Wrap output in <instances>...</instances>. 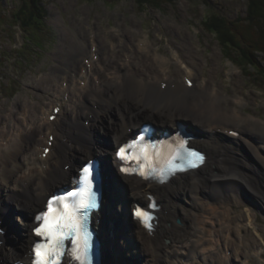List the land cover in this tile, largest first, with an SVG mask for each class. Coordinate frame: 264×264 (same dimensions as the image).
Returning <instances> with one entry per match:
<instances>
[{
  "label": "bare ground",
  "instance_id": "6f19581e",
  "mask_svg": "<svg viewBox=\"0 0 264 264\" xmlns=\"http://www.w3.org/2000/svg\"><path fill=\"white\" fill-rule=\"evenodd\" d=\"M134 33L127 41L128 59L118 53L125 45L115 40L109 41L113 49L109 53L115 54L104 58L96 38L90 47L80 49L65 41L67 46L55 55L57 65L37 80L36 94L45 100L19 96L7 107L9 113L0 109V239L5 241L0 264L29 255L33 241L29 217L92 155L102 158L108 175L104 209L96 221L104 242V264L247 263L228 251L232 246L240 257L235 241L243 244L238 234L247 228L232 221L231 201L248 207L253 224L258 210L264 215V120L242 112V97L224 94L210 80L198 82L189 55L184 60L175 54L177 71L170 73L171 59ZM117 35L124 37L119 29ZM71 49L73 55H66ZM79 58L84 61L79 63ZM74 59L78 61L73 63ZM182 72L186 76L180 77ZM187 75L195 78L192 86L186 85ZM54 104L62 108L51 121ZM110 110L120 118L108 124L114 120ZM180 119L199 132L193 144L207 152L202 167L162 185L113 170L115 148L145 120L160 129ZM234 128L241 132L238 138L230 134ZM49 134L56 137L44 158L40 148ZM259 175L260 183L254 180ZM149 194H155L162 207L154 236L131 219L133 201H149Z\"/></svg>",
  "mask_w": 264,
  "mask_h": 264
},
{
  "label": "rangeland",
  "instance_id": "374dc122",
  "mask_svg": "<svg viewBox=\"0 0 264 264\" xmlns=\"http://www.w3.org/2000/svg\"><path fill=\"white\" fill-rule=\"evenodd\" d=\"M21 2L0 0V109L5 108L7 113L10 111L7 107L12 106L19 96L29 95L33 102L45 100L36 94L39 92L35 88L37 80L49 73L53 65H57L55 55L67 46L65 41L69 45L75 43L80 49L81 46L90 47L92 39L96 38L102 45L104 58L105 55L115 54L109 53L113 50L109 41L115 40L125 45V50L118 53L127 58L129 55L125 53L128 51L129 33L135 30L137 39L147 38L157 47L154 51L171 59L170 73L177 71V55L184 60L189 55L198 82L210 80L212 86L224 94L232 98L242 97L245 100L242 112L264 120L263 54L255 52L258 55L256 65H250L246 62L243 45L240 50L235 47L224 48L216 33L203 25L208 17L214 15L229 21L245 17L247 0H155L151 3L149 0H42L45 10L43 20L38 19L40 22L30 25L31 31L23 34L13 15ZM243 22L246 24L245 20ZM118 29L124 36L121 39L117 35ZM100 33L102 35L99 37ZM27 36L31 38L29 42H25ZM132 44L137 46L134 42ZM66 55H73L72 49ZM226 55H230L235 64ZM79 60V63L84 61L82 58ZM76 61L78 59H74L73 63ZM183 76H186L184 72L180 73V77ZM188 77L196 83L193 76ZM110 114L114 120H109L108 124L120 118L114 110ZM180 120L190 123L185 119ZM80 123L85 125L82 119ZM259 177L255 176L254 180L259 182ZM231 206L232 221L239 225L246 224L247 230L243 229L238 234L243 244H239L238 238L235 241L242 251L240 257L237 255L239 250L234 247L229 246L228 251L232 250L233 258L237 261L246 258V264H264L263 211L258 210L253 224L249 221L253 217H248L246 205L238 206L232 200ZM176 222L181 223L180 218ZM13 223L17 225L18 222Z\"/></svg>",
  "mask_w": 264,
  "mask_h": 264
},
{
  "label": "trees",
  "instance_id": "16d2710c",
  "mask_svg": "<svg viewBox=\"0 0 264 264\" xmlns=\"http://www.w3.org/2000/svg\"><path fill=\"white\" fill-rule=\"evenodd\" d=\"M149 1L151 3L155 0ZM247 3L245 17H239L236 21H229L225 17L214 15L208 17L203 25L216 33L217 39L224 48L235 47L240 50L243 45L245 47L243 52L247 58L246 62L250 65L252 63L256 65L258 55H255V52L262 53L264 56V0H247ZM44 13L42 0H22L13 15H15V21L23 34L29 33L31 31L30 25L38 24L40 22L38 19L43 20ZM244 20L246 24H244ZM24 39L25 42H29L31 38L27 36ZM25 42L24 44H26ZM226 52H228L227 49ZM226 56L229 59L231 58V61L235 64L230 55Z\"/></svg>",
  "mask_w": 264,
  "mask_h": 264
},
{
  "label": "snow or ice",
  "instance_id": "6c2138e0",
  "mask_svg": "<svg viewBox=\"0 0 264 264\" xmlns=\"http://www.w3.org/2000/svg\"><path fill=\"white\" fill-rule=\"evenodd\" d=\"M126 147H131V145ZM124 152L125 148H121L118 155H122ZM190 156L195 160H202V157H200L197 153H191ZM145 158L147 159V157ZM176 159L177 157L173 156L168 161L169 167L167 169H161V182H163L166 174L174 172L178 169L183 170L179 168V165L173 163ZM180 159L183 160L184 157H180ZM189 163L190 166H195V164L191 161H189ZM122 171H124V169H122ZM152 171L154 172L155 169ZM82 173V178L90 185V178L92 176L90 164L86 165L82 169ZM151 174L152 172L148 175ZM141 175H144V173L142 172ZM68 196H75V193H69ZM64 199V197H53L49 199L48 211L36 217L37 221L42 220L43 222L34 228L33 231L36 236L43 238V242H37L34 245L33 252L35 254V258L33 264H58L59 257L64 254L62 251L63 239L73 233H78L82 229V223L76 215L77 210H86L87 208L94 206L92 203L82 199L78 204H75L74 208H72L69 207L67 203H63ZM54 203H63V212H59L58 209L54 208ZM136 215L141 218L145 227H151L148 221H150L152 217L147 212L137 209ZM77 259L79 258L77 257Z\"/></svg>",
  "mask_w": 264,
  "mask_h": 264
}]
</instances>
